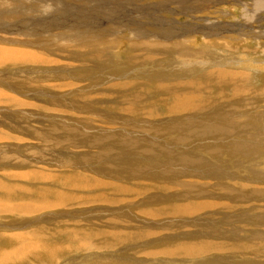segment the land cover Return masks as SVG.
Masks as SVG:
<instances>
[{
    "label": "rangeland",
    "instance_id": "374dc122",
    "mask_svg": "<svg viewBox=\"0 0 264 264\" xmlns=\"http://www.w3.org/2000/svg\"><path fill=\"white\" fill-rule=\"evenodd\" d=\"M140 37L169 39L162 44L163 48L155 49L152 57L146 59L143 43L147 41L137 42L142 40ZM155 40L164 42L163 39ZM173 43L176 46L186 44L190 56L198 58L185 61L178 55L166 53ZM0 45L48 56L44 62L0 65V88L3 89L0 90L26 104L17 108L19 106L9 104L7 98L0 100V162L4 157H20L21 162L35 164L25 166L27 170L45 174L44 178L34 177L31 182L34 185L28 187L51 186L62 193L90 200L85 203L86 207L77 203L61 207L58 218H52L50 210L38 215L44 217V221L48 219L47 222L29 226L47 230L54 262L49 261V253L47 258L45 255L29 256L28 264H130L133 257L135 264H142L137 252L160 251L175 244H200L205 238L199 236L211 230V226L219 232L229 229L232 233L224 234L234 235L231 238L238 234L239 240L207 239L230 248L222 253L218 250L193 255L176 251L155 256L154 260L147 258L148 262L143 264H264V244L248 237L253 234L256 238L264 237V222H258L264 219V150L259 153L264 149V90L257 91L264 88V3L260 6L258 0H0ZM134 58H140L136 66L132 63ZM214 60L226 61L227 65L232 60V67L226 70L252 77L248 82L250 86L247 83L246 87L249 97L229 100L232 97L226 95L230 89L224 85V98L216 100L221 91L208 83L211 90L202 89L201 94L209 97L210 104L203 105L205 108L201 111L187 108L180 112L178 102L189 105V101L186 95L175 94V90L168 87L193 79L205 82L207 72L199 73V69ZM119 76L125 77L123 81ZM161 78H175L172 81L175 83L167 87L170 91L157 89ZM121 84L129 87L119 89ZM198 103L201 102L194 100L191 105L194 108ZM174 109L176 114H172ZM231 112L242 116L237 124L235 122V129L229 126L225 136L206 134L205 122L211 124L217 115L220 126L224 127L226 121L218 116ZM37 135L45 136L42 139L52 145L44 146L35 138ZM235 142L252 146L251 155L239 156L234 150ZM15 161L8 162L3 169L11 168ZM14 170L21 173L23 168ZM81 172L87 174L91 182L100 180L103 187L93 184L87 190L73 191L69 188L74 185L71 181L62 182L63 189L54 185L52 177L53 180H47L48 174L58 178ZM252 173L257 178L251 177ZM5 179L0 174V182L7 181ZM111 183L122 185L124 190H115ZM108 184L111 186L105 187ZM178 184L181 186L176 187ZM103 194L108 200L97 198ZM93 196H96L94 201L91 200ZM117 199L123 203L112 206V200ZM202 202L214 207L192 209L204 204ZM178 206L180 211L175 210ZM150 209L160 210L162 218L156 220L140 214ZM116 215L121 216V224L110 226L109 220L118 217ZM126 215L132 216L127 219L129 222L134 216L137 220L124 226ZM190 216H202L195 226L200 228L205 224L203 230L198 232L192 227ZM36 217L31 216L32 220ZM172 221L178 226L166 224ZM0 222L16 227L18 233L27 232L22 222L11 215H3ZM149 222L156 229L148 239H138L136 245H130L133 243L130 240L117 242L114 249L107 248L96 254L81 248L78 251L77 231H64L81 224L80 228L95 233L114 226L121 233L127 228L130 233H137V226L145 230ZM8 229L3 233H10ZM79 235L83 237L82 233ZM166 236L170 240L160 242ZM18 241L9 242L11 247L4 245L3 249L12 250V246L17 249ZM239 243L252 249H237Z\"/></svg>",
    "mask_w": 264,
    "mask_h": 264
},
{
    "label": "bare ground",
    "instance_id": "6f19581e",
    "mask_svg": "<svg viewBox=\"0 0 264 264\" xmlns=\"http://www.w3.org/2000/svg\"><path fill=\"white\" fill-rule=\"evenodd\" d=\"M259 1V4L260 6H263V3L264 1L262 0H258ZM129 37V36H128ZM146 37V36H144ZM139 38V39H142V40H139L137 42H140V43H143L144 41H147L145 44L143 43V47L145 49V54H144V57L146 59L148 58H151L152 57V52L156 49H159V48H163L162 47V44L164 43H167V39L169 38ZM176 37V36H175ZM100 39V38H99ZM121 39V38H120ZM155 39H163L162 41L164 42H160L161 40L157 41ZM103 40V39H102ZM101 40V41H102ZM111 40V39H110ZM137 40V39H136ZM240 40V39H239ZM100 41V42H101ZM107 41V40H106ZM175 41V40H173ZM188 42V40H186ZM190 42V41H189ZM215 42V41H214ZM109 43V42H108ZM107 43V44H108ZM114 43V42H113ZM186 43V42H185ZM4 44V43H3ZM21 44V43H20ZM67 44V43H66ZM112 44V43H111ZM139 44V43H138ZM174 45H172V47L168 50V52L166 53H170L172 56H174L173 54L175 55H178L180 58L184 59L185 61H190L192 60L193 58L194 59H197L198 57H194V56H190V53H188V51L186 50L187 49V46L186 44H182V45H178L176 46V43H173ZM2 45V43H1ZM0 45V46H1ZM14 45V44H12ZM22 45V44H21ZM99 45V44H98ZM141 45V44H139ZM7 46V45H6ZM24 46V44L22 45ZM30 46V45H29ZM102 46V45H101ZM40 47V46H39ZM142 48V47H141ZM135 49V48H134ZM216 49V48H215ZM39 50V49H38ZM140 50V49H139ZM138 50V51H139ZM190 50V49H189ZM161 51V50H160ZM164 51V50H163ZM57 52V51H56ZM190 52V51H189ZM227 52V51H226ZM53 53V52H52ZM139 53V52H138ZM142 53V52H141ZM140 54V53H139ZM154 54V53H153ZM156 54V53H155ZM161 54V53H160ZM163 54V53H162ZM199 54V52H198ZM158 55V54H157ZM165 55V54H164ZM170 55V56H171ZM141 56V55H140ZM155 56V55H154ZM199 56V55H198ZM46 55H41V54H36L35 51H22L20 50L19 48H16V47H13V46H7V47H0V65H5V64H19L21 62H24V61H27V63L29 64H32V62L34 60L35 63H38V62H44L46 60ZM173 58V57H171ZM200 58V56H199ZM137 59V60H135ZM145 59V60H146ZM193 59V60H194ZM140 60V58H139ZM138 58H134V61H132V63L134 64V66H136L138 64ZM181 60V59H180ZM137 61V62H136ZM245 61V60H244ZM243 61V62H244ZM150 62V61H149ZM198 62V61H197ZM241 62V60H240ZM251 62V61H249ZM153 63V62H152ZM183 63V62H182ZM202 62H200L199 64H201ZM254 63V62H253ZM156 64V63H155ZM158 64V63H157ZM228 63L225 61V62H219L218 60H214L212 62L209 63V66H206L204 69H199V73L204 72L206 73L205 74V77H204V80L205 82H201V81H198V80H186V82H178L176 83L175 85H173V88L172 86L171 87H168L170 84H172L175 80V78H161L162 82L160 83H157V85H159L157 87L158 90H161V91H170L167 89V87L169 89H174L175 90V94H180V95H186L185 96V99H188L189 101V105L186 104V103H183L181 101L178 102L177 104V107H178V110L180 112H185V109L188 108L189 111H197V110H202L204 109L205 107L203 105H206L207 107V104L209 105L211 100L209 99V97L207 96H202L201 94V91L202 89H210L211 90V87L208 86L207 84L210 83L211 84H214L215 87H217L218 90L221 91V94L219 95V97L216 99V100H222L225 96L224 93H222V90L225 88L224 85L229 86L228 89L229 90V94L226 95V96H230L232 98H229V100H236V99H239L241 96H244L247 98L249 97V94L246 87H247V83L251 80V76H247V74H242V73H238V72H233V71H228L226 70V68L229 66V67H232V60L229 62L230 65H227ZM250 64V63H249ZM252 64V62H251ZM250 64V65H251ZM142 65V64H141ZM186 65V64H184ZM204 65V64H203ZM133 66V67H134ZM143 66V65H142ZM155 66V65H154ZM198 66V65H196ZM236 66V65H235ZM203 67V66H202ZM225 67V68H223ZM212 69L213 71L212 72H209L208 69ZM238 69V67H236ZM242 68V67H241ZM244 68V66H243ZM252 68V67H251ZM264 68V67H263ZM36 69V68H35ZM159 69V68H158ZM223 69H225L226 71H224ZM248 70V69H247ZM72 71V70H71ZM158 71V70H157ZM170 72H173L172 70ZM169 72V73H170ZM194 72V71H193ZM216 72V73H215ZM174 73V72H173ZM122 76V75H121ZM121 76L117 77L119 78L120 80L123 81L124 78H122ZM116 78V79H117ZM122 78V79H121ZM130 79V78H129ZM154 80V79H153ZM119 81V80H118ZM142 81V79H141ZM157 81V80H156ZM159 81V80H158ZM122 83V82H121ZM124 83H126V81H124ZM129 83V82H127ZM155 83V82H154ZM175 83V82H174ZM173 83V84H174ZM123 84V83H122ZM120 85L119 89L121 87H125L129 85ZM118 86V85H117ZM249 83H248V87H249ZM60 86H58L59 88ZM127 87V88H128ZM1 90H3L2 88H0ZM187 89H189L190 91H186ZM249 89V88H248ZM0 90V100L2 98H7V102L9 104H15L17 108H21V107H25V102L23 101H20L19 98H17L16 96L14 95H7L5 94L3 91ZM252 90V89H251ZM250 90V91H251ZM254 90V89H253ZM252 90V91H253ZM264 90V88H260V89H257V91H262ZM218 92V91H217ZM255 93V91H254ZM262 93V92H261ZM115 94V93H114ZM172 94V93H171ZM218 94V93H216ZM174 95V94H173ZM252 95V94H251ZM216 96V95H215ZM211 97V96H210ZM205 98V99H204ZM194 100H199L201 103H198V106L196 107H192V103ZM130 101V100H129ZM246 101V100H245ZM247 102V101H246ZM135 103V102H134ZM247 104V103H245ZM215 106V105H214ZM235 106V105H234ZM130 107V106H129ZM218 107V106H217ZM222 107V106H221ZM236 107V106H235ZM247 107H249V104H247ZM128 108V107H127ZM132 108V107H131ZM155 108V107H154ZM220 108V107H219ZM218 108V109H219ZM230 108V107H229ZM234 109V108H233ZM249 109V108H248ZM47 111V110H46ZM176 109H174L172 111V114H176ZM204 111V110H203ZM202 111V112H203ZM148 112V111H147ZM157 113V111L155 112ZM198 113V112H197ZM201 113V112H200ZM220 113V110L219 112ZM224 113V112H223ZM20 114V113H19ZM148 114V113H147ZM153 114V113H152ZM227 114V113H226ZM231 114H233V116L231 117ZM16 115V114H15ZM150 115V113H149ZM260 115V114H259ZM216 116L215 115L213 117V120L214 121H211V124H207L205 122V127H203L204 131L206 132V134L209 132L210 134L211 133H222L221 135L225 136L227 135L228 133V129H229V126H233V128L235 127V125L237 124V121L240 120V118H242V116L240 115H237L235 114L234 115V112H231L230 114H220L218 116V118L220 120H225L226 121V125L224 127H221L220 126V122L216 119ZM151 117V116H149ZM252 118V117H251ZM254 121V120H253ZM236 122V124H235ZM241 124V123H240ZM193 126V124H192ZM245 127V126H244ZM259 127V126H258ZM29 129V128H28ZM196 129V128H195ZM235 129V128H234ZM233 131V130H232ZM190 132V130H189ZM202 132V131H201ZM253 132V131H252ZM263 132V130H262ZM34 133V131H33ZM197 133V132H196ZM200 134V133H199ZM198 134V135H199ZM251 134V133H250ZM48 135V134H47ZM216 135V134H215ZM239 135V134H238ZM249 135V134H248ZM260 135V134H259ZM207 136V135H206ZM45 137V136H40V135H37L35 138L39 141H42L45 145L44 146H48V145H52V143L49 142L48 144V141L47 140H43L42 138ZM75 137V136H74ZM246 138V137H244ZM46 139V138H45ZM59 139H62V138H59ZM56 140V139H54ZM128 140V139H127ZM227 140V139H226ZM229 140H232V139H229ZM258 140V139H257ZM143 141V140H142ZM169 141V140H168ZM204 142V141H203ZM211 142V141H210ZM232 142V141H230ZM241 142V141H240ZM205 143V142H204ZM40 144V142H39ZM74 144V142H73ZM225 144V143H224ZM42 145V144H41ZM61 145V144H60ZM63 145V144H62ZM70 146L72 145L71 143L69 144ZM210 145V144H209ZM249 145V144H248ZM73 146V145H72ZM204 146V145H203ZM229 146V145H228ZM258 146V145H257ZM66 147V146H65ZM252 147V146H251ZM251 147H245L242 143H239V142H235L234 144V150L235 152L240 156H244L245 154H248V157L251 155ZM45 148V147H44ZM51 148V147H50ZM222 149V148H221ZM255 149V148H254ZM253 150V148H252ZM264 149H260L259 150V153L262 154L261 152H263ZM207 151V150H206ZM210 151V150H209ZM231 151V150H230ZM223 152V151H222ZM148 153V152H147ZM222 154V153H221ZM231 154V153H230ZM234 155V154H233ZM144 157V156H143ZM182 157V156H181ZM224 157V156H223ZM236 157V156H235ZM197 158V157H196ZM256 158V157H255ZM10 159V162L8 161ZM9 159L4 157L2 159V161L0 162V167L2 166V168H0V174L3 175L4 178H7L5 180L7 181H4V182H0V217H2L3 215H11L12 217H14L15 219L17 220H20L22 222V225L25 226V228H27V232H24L23 233H18L16 231V227L14 226H9V225H4V223L2 224L0 222V231L1 232V239H0V264H28V262L30 261V257L29 256H34L35 258H38L37 256H42V255H45L46 258H47V254L50 253L51 257L49 258V261H53L54 262V256H53V251L49 246H48V238L50 235H47V230H44V228L40 227V229L38 228H35V229H32L31 226L29 225H36L38 226V224L42 223V222H47V220H43L44 217L42 216H38L39 214H41L43 211H46V210H50L51 212V216L52 218H58L59 215H60V212L57 213L59 211V209L61 210V207H64L66 206L67 204H71V203H77L78 205H84L85 207L87 206L86 202H90L89 199L85 198V197H77L75 195H70L69 193H62L61 190H56V188H53L51 186L49 187H45V188H38V189H35V188H31L33 185H31L34 181V177H40V178H44L45 174L43 173H39V172H34V171H31V170H27V167H33L35 164L33 163H27L25 161L21 162V159L22 158H17V157H13V156H9ZM180 159V158H179ZM15 161V164H11V168L10 165H9V169H3V167H6L7 168V165H8V162L11 163V161ZM8 161V162H7ZM36 161V160H35ZM19 162V163H18ZM40 162V161H39ZM181 162V161H180ZM183 162V161H182ZM186 162V161H185ZM13 163V162H12ZM42 163V161H41ZM5 164H7L5 166ZM38 164V163H37ZM44 164V163H43ZM59 164V163H58ZM57 164V165H58ZM68 164V163H67ZM70 164V163H69ZM68 164V165H69ZM155 164V163H154ZM188 164V163H187ZM71 165V164H70ZM76 165V164H75ZM185 165V164H184ZM27 166V167H25ZM56 166V165H55ZM73 166V165H72ZM224 166V165H223ZM189 167V166H188ZM16 168H23V170L21 171V173H17L14 169ZM74 167H71L72 170ZM219 169V167H218ZM27 170V171H25ZM181 170H183L181 168ZM222 170V169H221ZM215 171V170H214ZM228 171V170H227ZM71 172V171H70ZM166 172L168 173V171L166 170ZM174 172V171H173ZM180 172V171H179ZM225 172V171H224ZM69 173V172H67ZM82 173V172H81ZM172 173V172H170ZM182 173V172H181ZM185 173V172H184ZM51 174V173H50ZM53 174V173H52ZM87 175V174H86ZM85 174H76V175H72L70 174L69 176H61V177H58L56 175H52V176H49V174L47 175V180L48 179H51L53 180L54 179V185L56 187L60 186V187H63L64 189V183L65 181H71L74 185L73 186H69V188H71L72 190L74 189H82V190H87L91 185L93 184H96V185H101V187H103V184L100 182V180L96 179L94 180V182H91L88 180V178L86 177ZM171 175V174H170ZM175 175V174H174ZM179 176H181V174H178ZM172 176V175H171ZM228 176V175H227ZM257 175L255 173H252L251 177L253 178H257L256 177ZM53 179H52V178ZM208 177V176H207ZM234 177V176H232ZM97 178V177H96ZM224 178V177H223ZM230 177H228L229 179ZM50 180V181H51ZM231 180V179H230ZM22 181V182H21ZM21 182V183H20ZM32 182V183H31ZM62 182H64L62 184ZM67 182H66V187H67ZM9 183L12 186L9 185ZM198 183V182H197ZM208 183V182H206ZM51 184V183H50ZM53 184V183H52ZM51 184V185H52ZM107 184V183H106ZM112 184V183H111ZM111 184H108L106 185L105 187H109L111 186ZM189 184V183H188ZM193 184V183H192ZM31 186V187H28ZM198 185V184H197ZM210 185V184H208ZM216 185V184H215ZM112 186L114 187L115 190L119 191V190H124V188H121L123 187L122 185H117V184H112ZM177 186H181L180 184L176 185ZM211 186V185H210ZM214 186V185H213ZM59 187V188H60ZM104 187V188H105ZM197 187V186H196ZM166 188V187H165ZM198 188V187H197ZM201 188V187H200ZM167 189V188H166ZM180 189V188H179ZM178 189V190H179ZM183 189V188H182ZM185 189H186V186H185ZM190 190V188H188ZM187 189V190H188ZM67 190V188L65 189ZM70 190V189H69ZM73 190V191H74ZM193 190H196V189H193ZM263 190V189H262ZM228 191V190H227ZM256 191V190H255ZM67 192V191H66ZM184 192V191H183ZM229 192V191H228ZM72 193V192H70ZM80 193V192H79ZM90 193V192H89ZM147 193V192H146ZM145 193V194H146ZM254 193H257V192H254ZM254 193H251L254 194ZM82 194V193H81ZM175 194V193H174ZM77 195V194H76ZM120 195H123V193H121ZM136 195V194H135ZM207 195V194H206ZM137 196V195H136ZM144 196V194H143ZM262 196V195H261ZM130 197V196H129ZM145 197V196H144ZM197 197V196H195ZM97 198L99 200H103V201H106L108 200L106 198V196L103 194V195H99L97 196ZM134 200H135V197H133ZM133 198L131 200H133ZM146 198V197H145ZM150 198H153V197H150ZM174 198V197H173ZM180 198V197H178ZM183 198H186V197H183ZM201 198V197H199ZM264 198V197H263ZM96 199V196H93L91 198V200H95ZM130 199V198H129ZM168 199V198H167ZM181 199V198H180ZM137 200V199H136ZM172 200V199H171ZM203 200V199H202ZM110 201V200H109ZM150 201V200H149ZM256 201V200H255ZM129 202V201H127ZM132 202V201H131ZM129 202V203H131ZM135 202V201H134ZM133 202V203H134ZM138 202V201H137ZM147 202V200H146ZM145 202V203H146ZM194 201H192L193 203ZM218 202V201H217ZM31 203H35L37 206H31L30 204ZM86 203V204H85ZM112 206L114 205H118V204H121L123 203L120 199H117V200H112ZM149 203V202H148ZM188 203V202H187ZM199 203V202H198ZM204 203V202H202ZM201 203V204H202ZM212 203V202H211ZM90 204V203H89ZM190 204V203H188ZM146 205V204H145ZM148 205V204H147ZM183 205V204H182ZM186 205V204H185ZM83 206V207H84ZM150 206V205H149ZM148 206V207H149ZM84 207V208H85ZM214 205L213 204H202V205H199L197 204V206H194L192 209L193 210H197V209H205V208H213ZM82 208V207H81ZM254 208V207H253ZM138 209V208H137ZM139 210V209H138ZM142 210V209H141ZM176 211H180L181 208L176 207L175 208ZM199 210V211H200ZM86 211V210H85ZM140 211V210H139ZM198 211V212H199ZM184 212V211H183ZM138 213V212H137ZM136 213V214H137ZM140 213V212H139ZM138 213V214H139ZM106 214V213H105ZM119 214V213H118ZM133 214V213H132ZM140 214H143L144 216H147L148 218H152V219H159V218H162V214L160 213V210H145V211H142ZM139 214V215H140ZM48 215V216H50ZM176 216H178L177 214H175ZM189 215H193V214H189ZM31 216H37L36 218H34V220H32ZM118 216V215H116ZM141 216V215H140ZM180 216V215H179ZM130 217H132L130 215ZM130 217H128L127 215L125 216V221L123 222V224H125L124 226H129L131 225L133 222H135V219L137 218L136 216H134L132 219L134 220H131L129 222V219ZM202 217V216H200ZM200 217H193V216H190L188 218H192L191 221L192 222V227H195L197 228L198 232H199V229L203 230V226H206L205 224L204 225H200L198 227H196V221L200 218ZM241 218V217H240ZM140 219V218H139ZM243 219V218H242ZM137 220V219H136ZM150 220V219H149ZM200 220V219H199ZM198 220V221H199ZM51 221V220H50ZM142 221V220H141ZM202 221V220H201ZM247 221V220H245ZM17 222V221H15ZM52 222V221H51ZM121 216L119 215L118 217H115V218H112L109 220V225L111 226L112 223H114L115 225H118L121 224ZM129 222V223H128ZM140 222V221H139ZM143 222V221H142ZM152 222V221H150ZM149 222V223H150ZM238 222V221H237ZM241 222V220H240ZM239 222V223H240ZM248 222V221H247ZM246 222V223H247ZM259 223H263L264 222V219H259L258 220ZM158 224H160L159 222H156ZM194 223V224H193ZM245 223V224H246ZM15 224V223H14ZM17 224V223H16ZM145 224V223H144ZM166 224H173L172 227H177L178 225L174 224L173 221L172 223H166ZM183 224H187L189 225L188 223H183ZM42 225V224H41ZM153 225V224H152ZM155 225V224H154ZM165 225V224H164ZM186 225V226H187ZM210 225V224H209ZM208 225V226H209ZM215 225V224H214ZM239 225V224H238ZM243 225V224H242ZM21 226V225H20ZM26 226H29V227H26ZM52 226V225H51ZM81 226V224H80ZM79 227H76L75 224H74V227L71 226L69 228H65L66 230L64 231H77L76 232V236H75V241L78 243L77 244V247L76 249L79 251V249L81 248L83 251H89V253H94L96 254V252H101L107 248H113V245L114 244H117V242H121V241H125V240H130L132 241L133 243H130V245H136L137 244V241L138 239H141V240H145V239H148L149 237H151L153 234H155L154 232H152L153 229H156L155 227L151 226V223H150V226L147 227L145 230H142L139 228V226H137V230L138 232L137 233H130L127 228L126 232L124 233H121L119 231H117L119 228H117L116 226L114 227H110V230H101L103 231H98L97 233L95 232H90L83 228H80ZM141 226V225H140ZM8 227H13L12 229L13 230H9ZM76 227V228H75ZM82 227V226H81ZM93 227V226H92ZM151 227V229H150ZM164 227V226H163ZM168 227V225H167ZM187 227H191L190 226H187ZM237 227V226H235ZM246 227V225H245ZM8 229V231H10V233L8 232V234H6L7 230L5 229ZM24 228V227H23ZM49 228V227H48ZM145 228V227H144ZM181 228V226H180ZM211 230H208V231H205L204 233H201L202 235H200L199 237L200 238H205V242H202V243H194L192 245H180V244H175V245H171V247L169 246H166L165 249H162L160 251H145L144 253H142V251H139L137 252V257L140 261H142V264L143 262H148L147 258L148 259H152L154 260L155 256H164L166 253L167 254H170V253H174L176 251H179V252H182L184 254H190V255H193V254H211L213 252H219L218 250H220L221 252L219 253H222V252H226L228 251V249L230 248H226V246L224 244H221V243H216V244H213L210 243L209 241L210 240H207V239H222V237H224L225 239L224 240H229V241H232L233 239L234 240H239V237L240 235L236 234L235 235V238H231V237H234V235H231L228 236L226 234H224L225 232H230L232 233V231H230L229 229H224L222 230V232L220 231H216L215 229H218L216 228L215 226H211ZM234 227H232L233 229ZM15 229V230H14ZM32 229V230H31ZM121 229V228H120ZM206 229V228H205ZM20 230V229H19ZM124 230V229H123ZM168 230V229H167ZM237 230V229H236ZM3 231H5L6 233L4 234ZM82 233L83 234V237L81 238L79 233ZM85 231H87L88 233H86ZM142 231V232H141ZM174 231V230H173ZM264 231V229H263ZM14 232V233H13ZM52 232H54V230H52ZM175 232V231H174ZM237 232V231H236ZM240 232V231H239ZM20 234L21 236H18L17 235H14V234ZM104 233V235H103ZM176 233V232H175ZM257 233V232H256ZM240 234V233H239ZM205 236L206 237H202V236ZM238 235V236H237ZM254 235V234H253ZM253 235H250L248 236L249 239L256 241V243H258L257 241H259V244H264V237H260V238H256L254 237ZM260 234H258L259 236ZM262 235V234H261ZM257 236V235H256ZM167 237V236H166ZM173 237V236H172ZM174 238V237H173ZM195 238H198V236H195ZM19 240L16 244L18 246L17 249L14 250V246H12V250H7L5 251L3 249V246L4 245H9L8 243L12 242L13 240ZM170 240V238H166V239H163V240H160L161 241H166V240ZM175 239V238H174ZM109 240V241H108ZM110 240L112 241V244L110 243ZM177 240V239H176ZM180 240V238H179ZM109 243H108V242ZM243 241V239H242ZM129 242V241H128ZM179 242V241H177ZM240 242V241H239ZM125 243V242H124ZM167 243V242H166ZM252 243V241H251ZM252 245V244H251ZM69 246V245H68ZM237 246V249H243V248H246V249H252L251 246H248L247 244H244V243H239ZM9 247H11L9 245ZM127 250H128V246H126ZM161 248V247H160ZM57 249V248H56ZM68 249V248H67ZM19 250H22L24 252H21ZM59 250V249H58ZM71 250V249H70ZM131 250V249H130ZM233 250V249H232ZM67 251V250H66ZM49 255V256H50ZM60 255V254H59ZM61 256V255H60ZM91 256H94V255H91ZM139 256L141 258H139ZM143 256V258H142ZM59 257V256H58ZM147 261H145V259ZM191 258H195V257H191ZM57 259V258H56ZM64 259V258H63ZM105 260V259H104ZM104 260H101V261H104ZM111 260V259H109ZM48 262V261H47ZM105 262V261H104ZM131 262L130 264H133L134 263V257L133 259H131ZM53 264V263H51ZM85 264V263H84ZM96 264V263H95ZM108 264V262H107ZM135 264V263H134Z\"/></svg>",
    "mask_w": 264,
    "mask_h": 264
}]
</instances>
